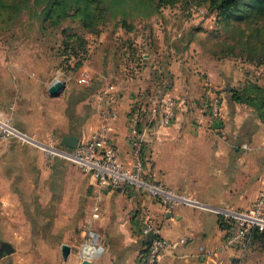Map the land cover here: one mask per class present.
I'll return each mask as SVG.
<instances>
[{
  "label": "crops",
  "instance_id": "obj_1",
  "mask_svg": "<svg viewBox=\"0 0 264 264\" xmlns=\"http://www.w3.org/2000/svg\"><path fill=\"white\" fill-rule=\"evenodd\" d=\"M94 37L98 46L90 51L86 63L91 66L92 79L98 80L95 89L89 95L81 91L73 95L65 84L58 96L48 93L55 71H45L47 53L52 54L45 38H0V110L13 106L14 124L38 140L47 142L52 136L59 144L63 139H75L77 145L99 126L98 92L103 82L111 83L116 89L111 106L117 111L111 139L120 163L130 167L127 113L140 91H156L164 84L165 94L184 104L169 126L157 122L148 126L144 170L149 180L161 181L205 206L179 203L165 208L140 191L115 189L101 199L99 219L91 220L92 175L58 157L45 163L43 151L32 145L0 139V263L20 252L37 251L53 253L50 264H72L90 223L104 246L103 254L91 264H135L145 246L141 224L150 218L166 239L187 238L185 244L166 250L158 264H218V258L226 254L223 228L209 207L248 209L264 187V122L231 94L232 88L240 89L251 80L252 71H222L221 61L205 52L196 38L180 41V48L175 43L177 52L165 54L161 53L162 41L154 36L146 37V42L134 37V30L119 26ZM130 40L145 47L143 62L126 52ZM120 55L122 59H118ZM98 57L100 65L93 60ZM29 61L37 71L26 69ZM4 63L9 65L5 68ZM199 63L205 70L202 73L222 93L217 131H199L189 123L200 108L203 80L196 69ZM261 75L255 81L264 87V72ZM229 81L241 87L227 86ZM35 220L42 223L35 226ZM83 222L84 229L78 231ZM35 237L39 239L36 244L21 242ZM62 244L70 248L67 259L62 257ZM228 259V264H234L231 255ZM43 260L39 264H45ZM7 264L19 263L14 259Z\"/></svg>",
  "mask_w": 264,
  "mask_h": 264
},
{
  "label": "built area",
  "instance_id": "obj_2",
  "mask_svg": "<svg viewBox=\"0 0 264 264\" xmlns=\"http://www.w3.org/2000/svg\"><path fill=\"white\" fill-rule=\"evenodd\" d=\"M202 9V8H201ZM201 9H198L201 10ZM204 10V9H203ZM197 11V12H198ZM205 13V10L203 14ZM79 57L70 56L67 64L74 66ZM256 75L264 72V67L252 66ZM92 69L83 61L77 68L78 81L88 85L92 81ZM70 76L63 69L55 71L51 85L57 81L67 83ZM205 92L200 104L207 114L210 124L219 123L222 117V102L215 89L206 84ZM115 85L106 84L98 92L99 102V126L91 133L88 139L79 142L75 147L63 146L50 138L44 142L18 128L13 121L15 108L0 110V139H16L20 143L32 145L41 149L45 156V163L58 157L76 165L82 172L89 173L94 178V202L91 207V220L100 217L101 199L114 191L122 189L125 192L140 191L145 195L156 199L165 208L175 204H188L205 206L190 197L174 191L161 181H151L144 176V160L142 158L143 143L147 131V125H141V113H147L148 121H155L160 113V121L163 126H169L175 118L176 112L183 103L181 99L172 96H157L139 92V99L127 113L126 140L131 147L132 165L123 166L112 143L111 132L113 123L117 118V111L111 106L112 95L115 93ZM217 213L226 223L223 228L222 248L225 250L242 249L248 246L250 234L253 230L264 232V187L259 190L253 204L245 210L226 207H209ZM146 235L152 231V238L145 243L135 261V264H158L162 254L168 249H175L187 242L186 237L166 239L160 233V229L150 219L143 220L140 228ZM202 249V248H201ZM104 246L101 243L99 233L87 224L84 237L77 252L78 262L88 260L92 262L101 256Z\"/></svg>",
  "mask_w": 264,
  "mask_h": 264
},
{
  "label": "rangeland",
  "instance_id": "obj_3",
  "mask_svg": "<svg viewBox=\"0 0 264 264\" xmlns=\"http://www.w3.org/2000/svg\"><path fill=\"white\" fill-rule=\"evenodd\" d=\"M46 1L47 0H0V38L17 39L23 36H29L31 38H36L37 36L44 37L47 48L52 51L51 55L47 53L45 71H56L60 68L61 63L63 62L60 53L64 45L63 40L65 38L62 35L63 33H61V30L62 32H66V35L75 33L79 37L81 36L85 42L87 40V49L89 53L92 50L94 51L98 45L96 38L94 37L95 34L83 29L80 22H78L77 20L64 19L60 22L59 25H56V27L49 25V21L44 22L43 16ZM74 1L76 2V0ZM96 1H100L101 5L104 2V6H106V14L105 16H103V18L107 19V21H104V26H102V29L97 28L100 32L113 31L117 27L116 22L122 14L124 15L128 23H130L131 26L134 27V37H139L141 40L146 41V37L152 38L154 36L157 42L162 41L163 46H160L161 53H171L173 52V50L174 53L177 52V44L181 43L180 41L183 42L190 35H192L191 37H194L193 39L196 38L198 40L205 52H207L208 54H213L215 57H219L218 59L221 61L219 63L221 64L222 71H249V74L251 73L250 71H252L250 75V81H255L258 76H262L256 75L253 68L245 67L246 65L251 64L250 62H243L241 60V56L236 54V52L238 51L237 49L233 54H229L227 52L228 44L225 43V41H228L229 37L235 39L236 31H234L232 27H229V31L222 29L221 24L216 22L215 15L214 13H212V11H210L207 15H204V10L201 9L194 15L188 16L184 12H179L177 8L172 9L170 6H163L162 8L156 10L154 13H148L149 16H147L146 8H144L141 4H138L137 1H129L128 3L126 2V4L123 5L122 8L117 7L115 4L109 3V1L111 0ZM90 4L92 8L96 5V3ZM80 5L82 6V4ZM111 7L113 8L112 11L110 10ZM262 21L258 20L234 23H240L241 27H246L251 25L252 22L260 24L263 23ZM234 23H232V25H234ZM178 33H180V36ZM84 37L86 38V40L84 39ZM175 43L177 44L175 45ZM228 43H230V41H228ZM181 46L182 44L178 45L179 48ZM99 49L100 48H98V50ZM141 51L142 53H144L146 52V49L142 48ZM118 59H122V56L120 55ZM93 60H95L96 64H101L100 57ZM200 62L204 63L202 59ZM8 65L9 63H4L3 65L1 64V66L5 68ZM25 66L28 71H37L36 66H33V63H31V61H29V65ZM89 67L91 68L90 65ZM196 69L197 71H200V79L203 80V84L200 85L201 92L198 91V94L200 92L199 102L205 92L204 86L206 84H209L220 96L221 102L223 104V97L220 88H218L216 84H213V82L209 80L205 73H202V71H205L202 64H200V66ZM63 71H65L66 75L70 76V80L66 84H68L71 91H73V95H78L80 91L84 92L86 89L94 85L95 80L93 79L88 85L79 82L78 73L76 71H72L70 67L65 68ZM213 71H215V69H213ZM105 83L108 82H103V86ZM231 84L232 83L229 81L226 85L231 87H241ZM186 111L188 112L189 110ZM193 116V120L191 122L189 121V123L193 124L194 129L205 132L210 130H220L219 123L221 122V120L219 121V123L215 122L213 124H210L208 122L207 114L202 108L201 104L200 108L198 109V113H194ZM50 138L53 137L50 136ZM62 160L65 161L68 165H73L67 160ZM41 223L42 221L40 220L34 221L35 226H39ZM17 226L20 228L21 225ZM81 229H84V222L79 224L78 231ZM38 240V237H35L33 239L22 240L21 242L23 244H36ZM78 250L79 249H77V252ZM228 255H231L232 262L234 264H248V262L252 260H258L262 262L264 261V242H254L242 249L226 250L225 256L223 258H218L217 263L228 264V262H231V260L228 259ZM42 257L45 264H50V262L55 259V256L51 252L40 253L37 251H24L20 252L15 258L13 256H8L7 260H2L0 264H7L8 262H12L14 259H16V262L19 264L23 263V261L24 264H39ZM77 263L78 255L76 253V258L72 262V264Z\"/></svg>",
  "mask_w": 264,
  "mask_h": 264
},
{
  "label": "trees",
  "instance_id": "obj_4",
  "mask_svg": "<svg viewBox=\"0 0 264 264\" xmlns=\"http://www.w3.org/2000/svg\"><path fill=\"white\" fill-rule=\"evenodd\" d=\"M129 1H137L138 4L146 8L147 16H149L148 13H154L163 6H170L172 9L177 8L179 12H184L188 16L194 15L197 13L198 9L201 8L205 10L204 15L212 11L215 15L216 22L221 24L222 29L227 31L229 27H232V29L236 31L235 39L229 37L228 41H230V43H228L227 40L225 41V43L228 44L227 52L233 54L237 49L238 51L236 54L241 56L240 58L243 62H250V64L257 67H264V0H111L109 3L122 8L123 5ZM90 3H96V5L92 8ZM100 3V1L97 2L96 0H76V2L74 0H47L43 19L44 22L49 21V25L53 27L59 25L64 19L77 20L80 22L83 29L94 33V36H98L102 31L100 32L97 28L102 29L104 21H107V19L103 18L106 14V6H104V2L102 5ZM80 4H82V6ZM111 8L110 10L112 11L113 8ZM258 20H263V23L258 24L252 22L251 25L246 27H241L240 23H234ZM232 23H234V25H232ZM116 26L128 31L134 30V27L128 23L122 14L118 18ZM61 33H63L62 35L65 39L63 40L64 45L60 53L63 61L60 68L64 70L70 67L72 71H76L83 61L89 60L90 53L87 49V40L84 37L86 40L85 42L81 36L79 37L75 33L66 35V32H62V30ZM178 34L180 36V33ZM191 36L192 35L188 38H192ZM142 48L145 49L143 45L137 47L134 45L133 41L131 42L130 40L126 45V52L129 53L130 57L136 54L138 62L141 63L145 60V52L142 53ZM211 55L215 57L213 54ZM70 56L79 57V60L74 66L67 64V59ZM215 58L218 59L219 57L216 56ZM165 87L166 86L162 84L161 89L152 91V93L157 96H166ZM94 89L95 87L92 85L90 88L86 89L83 94L89 95ZM144 91L146 93L151 92V90L148 89ZM231 94L235 102L245 103L250 106L255 111L257 117L264 122V87L260 86L256 81H247L240 89L232 88ZM182 104H184V102ZM154 122L161 124L160 113H158L155 121L153 120L150 122L148 121L147 113L144 111L141 113V125H147L148 128V126L152 125ZM145 142L146 139L143 143L141 154L143 160ZM144 176L146 178L148 177L145 171ZM218 222L221 228L227 226L220 216L218 217ZM254 242H264V232L253 230L250 234V242L248 245Z\"/></svg>",
  "mask_w": 264,
  "mask_h": 264
},
{
  "label": "water",
  "instance_id": "obj_5",
  "mask_svg": "<svg viewBox=\"0 0 264 264\" xmlns=\"http://www.w3.org/2000/svg\"><path fill=\"white\" fill-rule=\"evenodd\" d=\"M64 87H65V83H63L62 81H57L55 83H53L49 89H48V93L51 95V96H58L63 90H64ZM61 145L63 146H67V147H75V139H63L62 142H61ZM120 189V188H118ZM153 236V232L150 231L147 235H146V239H145V243H147ZM69 246L65 245V244H62L61 245V254H62V257L64 259H67L68 257V254H69ZM80 264H91L90 261L88 260H82Z\"/></svg>",
  "mask_w": 264,
  "mask_h": 264
}]
</instances>
